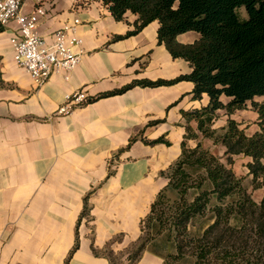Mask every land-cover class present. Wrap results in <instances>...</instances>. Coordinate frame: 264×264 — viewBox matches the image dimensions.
<instances>
[{"label":"crops","instance_id":"crops-1","mask_svg":"<svg viewBox=\"0 0 264 264\" xmlns=\"http://www.w3.org/2000/svg\"><path fill=\"white\" fill-rule=\"evenodd\" d=\"M41 6L49 14L38 28L44 37L80 20L83 54L69 80L60 73L37 84L13 61L16 24L0 33V264H111L99 251L140 237L182 153V112L209 98L195 100L194 83L183 80L97 99L192 68L159 43L157 21L128 35L138 16L116 20L103 0H26L24 12ZM200 37L188 32L177 41ZM77 92L88 102L59 113Z\"/></svg>","mask_w":264,"mask_h":264},{"label":"trees","instance_id":"trees-1","mask_svg":"<svg viewBox=\"0 0 264 264\" xmlns=\"http://www.w3.org/2000/svg\"><path fill=\"white\" fill-rule=\"evenodd\" d=\"M103 3L116 20H122L128 12L138 16L136 29L128 35L157 21L159 43L174 59L186 60L192 72L172 81H135L97 99L122 94L135 86H169L183 80L194 83L195 100H202L204 95L209 98L207 106L182 112L187 123L182 153L167 169L168 185L142 221L140 245L128 261L136 264L144 251L155 248L166 253H153L162 256L165 264L187 259H192V264H264V199L255 202L229 167L235 156L251 158L248 169L254 188L264 187V104L255 103L256 98L264 97V0ZM240 8L246 10L247 19L240 18ZM3 31L0 26V33ZM188 32L201 37L194 44L178 43L177 37ZM249 102L259 115V131L252 136L231 118ZM221 111L229 117L227 125L215 129ZM203 139L224 147L227 163L205 149ZM135 141L132 138L121 152ZM168 191L176 194L174 200L168 197ZM209 214L212 223L202 232H193L194 221Z\"/></svg>","mask_w":264,"mask_h":264},{"label":"built area","instance_id":"built-area-1","mask_svg":"<svg viewBox=\"0 0 264 264\" xmlns=\"http://www.w3.org/2000/svg\"><path fill=\"white\" fill-rule=\"evenodd\" d=\"M24 0H0V25L15 23L17 29L12 38L13 61L25 70L33 81L43 84L54 74H63L69 80L78 67L83 51V41L77 35L80 20L66 24L48 37L38 32L41 20L49 16L45 6L33 12H24ZM88 102L87 94L77 92L68 98L67 105L59 113H67Z\"/></svg>","mask_w":264,"mask_h":264},{"label":"rangeland","instance_id":"rangeland-1","mask_svg":"<svg viewBox=\"0 0 264 264\" xmlns=\"http://www.w3.org/2000/svg\"><path fill=\"white\" fill-rule=\"evenodd\" d=\"M238 14L241 19H247L248 14L244 8H240L238 10ZM226 101V99H224ZM255 103L264 104V97H259L255 99ZM228 116L224 111L219 112V118L215 124V129H220L223 126L227 125ZM232 119L236 120L240 123L241 128L246 130V133L249 136H252L257 131H259L258 126V112L255 110L253 104L251 102L248 103L247 107L244 110L237 111L235 114L231 116ZM203 147L211 151L212 154L222 159L224 163L226 162L225 157V148L221 145H215L214 142L210 139L202 140ZM191 144H194L193 142ZM251 158L245 157L243 155L235 156L233 165L229 167L232 168L235 175L242 179L243 186L247 190L248 194L251 195L252 199L260 203L264 199V187L260 189H255L252 181V176L249 174L248 164L251 162ZM168 197L172 200L176 198V194L174 192L168 191ZM211 214L197 218L194 221V225L192 226L193 232H202L207 224L212 223L210 220ZM142 236V234L140 235ZM140 238V237H139ZM139 238L133 242L128 244H116L112 242L110 245L105 247L103 250L99 251L102 255L107 256L113 262V264H130L128 261L129 255L135 253L140 245ZM121 238H117L120 240ZM166 254L162 252L160 249H147L144 251L141 259L136 264H165V260L162 256L153 254ZM154 255V256H153ZM176 264H192V259H187L186 261L178 262Z\"/></svg>","mask_w":264,"mask_h":264}]
</instances>
